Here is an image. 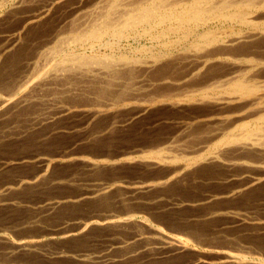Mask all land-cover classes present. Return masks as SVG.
<instances>
[{"label": "bare ground", "instance_id": "6f19581e", "mask_svg": "<svg viewBox=\"0 0 264 264\" xmlns=\"http://www.w3.org/2000/svg\"><path fill=\"white\" fill-rule=\"evenodd\" d=\"M160 104L174 112L188 106L184 112L189 119L173 116L179 137L171 136L172 131L158 148L137 156L99 153L103 158H94L75 151L85 137L97 144L116 138L104 135L131 127ZM67 136L77 139L67 150H42ZM29 148L36 151L24 154ZM15 149L23 154L10 156ZM118 160L149 173L132 180L117 178L122 164L117 167ZM24 165L37 170L31 175L14 171ZM57 165H65L66 171L59 173ZM109 173L110 178L101 177ZM191 183L211 189L193 198L166 194L171 187ZM62 187L81 191L34 201L16 194L20 189L25 198ZM262 196L264 0H0V208L25 206L37 212L25 221L33 226L40 225L41 217L72 205L136 204L123 212L101 211L99 217H60L45 233L18 237L9 244L8 230L0 228V243L9 245V254L21 259L34 252L49 260L62 257L66 254L61 248L53 251L48 245L96 230L107 237L101 239L104 246L74 258L83 263L140 264L144 255H178L193 246L186 232L184 237L171 235L152 221L151 206L170 211L214 205L202 216L223 219L220 230L244 225L258 229L264 226V216H251L248 206ZM199 234L193 233L202 238ZM242 249L218 251L217 259L199 254L179 264H243L250 249ZM16 258L0 264H21L23 260Z\"/></svg>", "mask_w": 264, "mask_h": 264}, {"label": "rangeland", "instance_id": "374dc122", "mask_svg": "<svg viewBox=\"0 0 264 264\" xmlns=\"http://www.w3.org/2000/svg\"><path fill=\"white\" fill-rule=\"evenodd\" d=\"M6 9H3L1 11V13H3ZM10 27H6L5 29H8ZM164 105V106H163ZM185 105V104H184ZM186 105H193V104H186ZM197 105V104H194ZM170 107V108H169ZM120 108V107H119ZM188 106H184L181 109L174 112V110L176 109H171V106H168V104H160V105H155L152 109L151 112H149V116L144 117L142 120H138L131 125V127L122 129V130H118L116 133L114 132H110L109 134H105L104 136L106 137H114V135H117L116 138L111 139L110 141L106 142V143H95L94 140L92 138H82L79 142V149H76L75 151H79V150H83L85 153V155H89L91 157L94 158H103V156H100L99 153L102 154H106V155H118L117 158H120L122 155L126 153H129L132 156H135L136 153L137 155L141 154L142 151H148L150 149H156L158 148L161 143L165 140H167L170 135V133L172 132L173 134L171 136H177L179 137L180 131L176 132L177 126L175 121L177 120L175 117V119L173 118V116H177V117H184L187 118L190 114L186 111L184 112L185 109H187ZM165 111V112H164ZM162 114H161V113ZM157 113V115H156ZM181 113V114H180ZM122 117H124L125 115H120ZM119 114L118 117L120 118ZM121 117V118H122ZM150 118V119H149ZM168 120H166V119ZM172 118V119H171ZM158 119V120H157ZM160 119H164L165 122H162V120ZM170 119V120H169ZM189 119V118H187ZM153 120V122L155 123H151ZM174 120V121H173ZM147 123V124H146ZM140 124V125H139ZM139 126V127H138ZM141 127V128H140ZM155 127V128H154ZM165 127V128H164ZM136 129V131H135ZM138 129V130H137ZM168 129V130H167ZM176 132V133H175ZM125 133V134H124ZM175 133V134H174ZM138 134V135H137ZM122 135V136H121ZM121 136V137H120ZM165 136V137H164ZM76 136H67L65 138L64 141H60V142H53L48 148H41V146L39 148H37L38 150H43L44 152L50 153L52 152V154H55L57 152H59L60 150H67L71 144L77 140L75 138ZM126 138V139H123ZM151 138V139H150ZM67 139V140H66ZM79 139V138H78ZM88 139V140H87ZM121 139V140H120ZM83 140V141H82ZM159 141V142H158ZM70 142V143H69ZM157 143V144H156ZM65 145V146H64ZM151 145V146H150ZM159 145V146H158ZM69 146V147H68ZM96 146V147H95ZM155 146V147H154ZM158 146V147H157ZM66 149H65V148ZM139 147V148H138ZM133 148V149H132ZM124 150V151H123ZM126 150V151H125ZM131 150V151H130ZM16 151V152H15ZM18 151V152H17ZM36 151L32 148H29V150H25L24 154H30L31 152ZM135 151V153H134ZM132 154H131V153ZM140 152V153H139ZM10 154V156H19L21 153L18 149L13 150L12 152H8ZM96 153V154H95ZM122 155H121V154ZM139 153V154H138ZM84 153H79L78 155H82ZM136 155V156H137ZM119 161V160H118ZM120 163H122L121 161L118 162L119 165H117V167L120 166ZM33 165H24L22 167H19L18 169H15L14 171L16 173H20V174H27V175H31V172H36L37 170V166H33ZM126 166V168H125ZM57 170H59V173H64L66 171V167L65 165H57ZM68 167V166H67ZM27 170H26V169ZM30 168H32V170H29ZM63 168V169H62ZM124 168V169H123ZM131 168V169H130ZM135 168V169H134ZM25 169V170H24ZM33 169H35L33 171ZM140 170V171H139ZM26 171V172H25ZM158 171V170H156ZM155 171V172H156ZM161 171V170H160ZM133 172V173H132ZM15 173V174H16ZM116 173L115 177L117 176V178H121L123 180V177L125 178L124 180H132L135 176H142L144 177L146 174L149 173L148 169H137V165H131V164H121L120 168L116 169ZM124 173V174H123ZM143 173V174H142ZM146 173V174H145ZM85 176H90V174H86ZM110 176H112V173H109L107 175H102L101 177L103 178H107ZM148 177V176H147ZM130 178V179H129ZM190 182V181H189ZM201 186V187H200ZM172 188V189H171ZM169 189L166 190V194L170 197H176V199H181L184 198L185 196H189V197H199L201 195H203L204 193L206 194L207 191L209 189H211V187H209L207 184H202V185H194V184H189V185H183V187H171ZM190 189V190H189ZM19 190V191H18ZM16 191V194L19 195L20 199H27V200H38L44 197H53V196H57V195H76L77 193H79L81 191V189L75 188V187H62V188H56L54 190L50 189V190H40L41 192L37 191V192H33L32 194H30V196L25 195V198H23L21 195L23 194L20 189H18ZM175 190V191H174ZM173 191V192H172ZM181 191V192H180ZM183 191V192H182ZM197 191V192H196ZM47 192V193H46ZM51 192V193H50ZM177 194H176V193ZM50 194V195H49ZM172 196H171V195ZM176 194V196H175ZM201 194V195H200ZM33 195V196H32ZM185 195V196H184ZM178 196V197H177ZM32 197V198H31ZM173 197V198H174ZM25 202V201H23ZM22 202V205H23ZM96 202H93L92 207L89 205H83V204H78L76 206V208H71L70 207H66L63 209H59L57 212L53 213L52 215L49 216H43L40 218V225H33V226H29L27 224H25V221L31 216H35L37 214V212L35 211H31L29 208L27 209V207H23V206H18V207H3L0 208V228L4 229L7 231L6 232V240H8V244L9 241L14 240L18 237H24V236H37V235H41L43 233H45V231L47 230V228L50 225H53L54 223L57 224L58 222L62 221V220H66L70 219V218H76V217H87V216H97L96 214H99L97 217L101 216V214L107 212V213H117V210L120 211H125L127 209H129V204L130 206H136L135 203L133 202H127L125 204H120L117 201H112L110 207L112 208H107L108 205H99L96 207L95 205ZM226 203L225 201L222 202V205ZM87 204V203H85ZM114 204V205H113ZM127 204V205H126ZM252 206H251V205ZM248 206V209L250 210L251 214L254 213L251 216H259V217H263L264 216V196L260 197L259 200L256 201V203H250ZM31 205V203H30ZM95 205V206H94ZM125 205V206H124ZM202 205V206H201ZM75 206V205H74ZM114 206V207H113ZM214 206V205H211ZM210 205H204V204H193V205H187V206H179L176 207V209L170 210L169 209H160V208H156V207H150L149 210H153V211H149V213L152 215L150 216L149 214V218L150 219H154L152 221H155L159 224V222L161 223L160 226L163 227V230L171 235H176V236H180L179 234L183 235L184 232H186L184 235L189 234L188 236L191 238V243L193 244L192 248H188L186 251L182 252V253H178L177 254H172V255H167V256H158V254H154L155 257H152L150 254L149 256L151 257L150 259H148V257H146V255H144V260L142 262V260H139V262H141L142 264H179L182 263L184 261H187L188 259H193L195 258L197 255H202L204 257L207 258H212V259H217V257L219 256L218 251H222V250H232V251H236V250H240L241 248L242 251L245 250L244 252L246 253V249H250L248 250L249 252H247L248 254L246 255V257H244L243 259V264H264V226L263 228H256L252 226L248 227V225H244L243 227L241 226H236V227H229L226 228L224 230H220V222H223L224 220L216 217V218H203V212L206 210V208H210ZM238 206H240L238 204ZM252 208H251V207ZM197 207V208H196ZM257 207V208H256ZM14 208V209H13ZM69 208V209H68ZM92 208V209H91ZM189 208V209H187ZM192 208V209H191ZM76 209V210H75ZM106 209V210H103ZM114 209V210H112ZM131 209V207H130ZM155 209V211H154ZM178 209V210H177ZM180 209V210H179ZM258 209V210H257ZM260 209V210H259ZM13 210V211H12ZM95 210V211H94ZM158 210V211H157ZM168 210V211H167ZM190 210V211H189ZM193 210V211H192ZM8 211V212H7ZM28 211V212H27ZM73 211V212H72ZM103 213H102V212ZM111 211V212H109ZM157 211V212H156ZM177 211V212H176ZM178 211H180V213H178ZM254 211V212H253ZM19 212V213H18ZM34 212V213H33ZM75 212V213H74ZM187 212V213H186ZM198 212V213H197ZM201 212V213H200ZM257 212V213H256ZM260 212V213H259ZM21 213V214H20ZM106 213V214H107ZM155 213V214H154ZM177 215H176V214ZM191 213V214H190ZM200 213V214H199ZM20 214V215H19ZM56 216H55V215ZM159 214V215H158ZM168 214V216L166 215ZM173 214V215H172ZM10 215V216H9ZM29 215V216H28ZM157 215V216H156ZM180 215V216H179ZM187 215V216H186ZM196 215V216H194ZM199 215V216H198ZM22 216V218H21ZM165 216V217H164ZM180 218H179V217ZM186 216V217H185ZM189 216V217H188ZM61 217V220H60ZM63 217V218H62ZM69 217V218H68ZM183 217V218H181ZM198 217V219L196 218ZM21 218V219H20ZM43 218V220H42ZM179 218V220H178ZM185 218V219H184ZM191 220H190V219ZM56 219V220H55ZM138 220L144 221L145 218L144 217H137ZM188 219V221L186 220ZM195 219V220H194ZM214 219V220H213ZM218 219H220L218 221ZM60 220V221H59ZM159 220V221H158ZM165 220V223H164ZM198 220V221H197ZM202 220V221H201ZM205 220L207 222H205ZM187 221V223H185ZM192 221V222H191ZM211 223H210V222ZM216 222V223H215ZM154 222H152L153 224ZM170 225H169V224ZM23 224V225H22ZM155 224V223H154ZM157 224V225H158ZM165 224V225H164ZM173 224V225H171ZM197 224V225H196ZM44 225V227H43ZM46 225V226H45ZM49 225V226H48ZM185 225L186 228L188 230L185 229ZM212 225V226H211ZM36 226V227H35ZM166 228H165V227ZM196 226V227H194ZM202 226V227H201ZM7 227V228H6ZM213 227V228H212ZM177 228V229H176ZM191 228V230H189ZM193 228V229H192ZM201 228V229H200ZM206 228V229H205ZM235 230H234V229ZM244 228V229H243ZM246 228V229H245ZM39 229V230H38ZM185 229V230H184ZM218 229L220 231H218ZM234 231H233V230ZM255 231H253V230ZM263 229V230H262ZM198 231V237L202 236V238H196L193 233ZM209 230V231H208ZM218 233H217V231ZM240 230V231H239ZM245 230V231H244ZM250 233H249V231ZM252 230V231H251ZM262 230V231H261ZM188 231V232H187ZM202 231V233H201ZM226 231V232H225ZM247 231V232H246ZM17 232V233H16ZM192 232V233H191ZM205 234H204V233ZM208 234V236L205 237L206 234ZM223 232V234H221ZM228 232V233H227ZM176 233V234H175ZM216 233V234H215ZM220 233V236H219ZM225 233V235H224ZM230 233V234H229ZM253 233V234H252ZM257 233V234H256ZM33 234V235H32ZM104 234V232H97L96 230H92V232L90 234H88L86 237H81L75 240H71V241H63L62 243L58 244V243H52L50 245H48V249L51 250H57L58 248H61V250L64 251V253L66 255L62 256V257H58V258H51L49 260L48 257H45L43 254H37L36 252L34 253H28L25 254L27 256L24 255V257L21 259V255H18L17 253H10L8 252V248L9 245L7 243H5V241H1L0 243V263L2 261H10V259L16 258V259H20L23 260L21 262V264H97V263H83L81 261H79L78 259L74 258L73 255L76 254H85L87 251V253H91V252H96V250H100V248H102L104 245V240L101 239H105L107 238L106 236L102 235ZM197 235V233H195ZM204 234V235H203ZM212 234V235H211ZM228 234V235H227ZM237 234V235H235ZM241 234V235H240ZM183 235V237H184ZM211 235V236H210ZM224 235V236H222ZM230 235V236H229ZM9 236V237H8ZM99 236V237H98ZM101 236V237H100ZM205 238H204V237ZM215 236V237H214ZM219 236V237H218ZM231 237V238H226L228 242H226V239H222L225 237ZM243 236V237H242ZM259 236V237H258ZM194 237V238H193ZM210 237V238H209ZM212 237V238H211ZM217 237V238H216ZM243 239H242V238ZM256 237V238H255ZM217 240H215V239ZM221 238V239H219ZM235 238V239H234ZM258 238V239H257ZM100 239V240H99ZM194 240H198L196 242L197 245L195 244L196 242H192ZM233 239V240H232ZM238 239V241H237ZM206 240V241H205ZM213 240V241H212ZM223 240V241H222ZM204 241V243L201 242ZM210 244H209V242ZM215 241V242H214ZM218 241V242H217ZM232 241V243L230 242ZM237 241V242H236ZM4 242V243H2ZM103 242V243H100ZM217 242V243H216ZM220 242V243H219ZM262 242V243H261ZM217 247H219V250L217 248L216 250V245ZM228 243V244H227ZM246 243V244H243ZM248 244H252L251 246L255 247H251L248 248L247 246ZM259 243V244H258ZM4 244V245H3ZM62 244V245H61ZM200 244V245H199ZM203 244H208L207 246H203ZM214 244V245H212ZM224 244V245H223ZM227 244V245H225ZM236 244V245H235ZM243 245L242 246H240ZM103 245V246H102ZM222 245V247H220ZM234 245V246H233ZM238 245V246H237ZM256 245V246H255ZM260 245V246H259ZM50 246V248H49ZM66 246V247H65ZM194 246L196 247V249L194 248ZM212 246V247H211ZM214 246V247H213ZM228 246V247H226ZM232 246V247H231ZM226 247V248H225ZM241 247V248H239ZM246 247V249H245ZM259 249H258V248ZM261 247V248H260ZM6 248V250H5ZM203 248V249H202ZM207 248V249H205ZM212 248V249H211ZM214 248V249H213ZM224 248V249H223ZM234 248V249H233ZM235 248H238L235 250ZM257 248V249H256ZM199 249V250H198ZM211 249V250H210ZM253 249V250H252ZM255 249V250H254ZM4 250V251H3ZM10 250H12L10 248ZM60 250V249H59ZM72 252H69V251ZM87 250V251H86ZM198 250V251H197ZM204 253H203V251ZM260 250V251H257ZM263 250V251H262ZM83 251V252H82ZM197 251V253H196ZM212 251V252H211ZM252 253H251V252ZM199 252V253H198ZM209 252V253H208ZM214 252V253H213ZM262 252V253H261ZM5 253V254H4ZM8 253V254H7ZM86 253V254H87ZM203 253V254H201ZM207 253V254H206ZM7 254V255H6ZM205 254V255H204ZM260 254V255H259ZM2 255L4 257H2ZM12 255V256H11ZM16 257H15V256ZM37 255V257H36ZM185 255V256H184ZM5 256H9L8 258H6ZM14 256V257H13ZM23 256V255H22ZM34 256V257H33ZM68 256V257H67ZM70 256V257H69ZM215 256V257H214ZM30 257V258H29ZM33 257V258H32ZM72 257V258H71ZM167 257V259H165ZM177 257V258H176ZM3 258V259H2ZM5 258V259H4ZM26 261H25V260ZM75 259V260H74ZM156 259V260H155ZM2 260V261H1ZM148 260V261H147ZM30 261V262H29ZM34 261V262H33ZM77 261V262H76ZM166 261V262H165ZM26 262V263H25ZM152 262V263H151ZM140 263V264H141ZM20 264V263H19ZM101 264V263H99ZM114 264V263H113ZM122 264V263H120ZM219 264H230L229 262L225 263V262H221Z\"/></svg>", "mask_w": 264, "mask_h": 264}]
</instances>
